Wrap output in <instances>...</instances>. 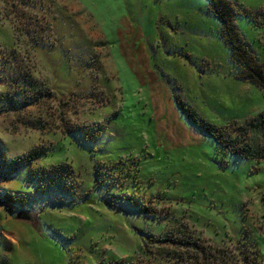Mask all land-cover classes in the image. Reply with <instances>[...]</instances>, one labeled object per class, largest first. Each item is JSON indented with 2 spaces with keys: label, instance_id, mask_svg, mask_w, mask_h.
Here are the masks:
<instances>
[{
  "label": "rangeland",
  "instance_id": "1",
  "mask_svg": "<svg viewBox=\"0 0 264 264\" xmlns=\"http://www.w3.org/2000/svg\"><path fill=\"white\" fill-rule=\"evenodd\" d=\"M232 1L264 67V0ZM209 7L0 0V264H185L188 241L197 264L224 248L264 264V159L177 106L216 126L264 110Z\"/></svg>",
  "mask_w": 264,
  "mask_h": 264
},
{
  "label": "trees",
  "instance_id": "2",
  "mask_svg": "<svg viewBox=\"0 0 264 264\" xmlns=\"http://www.w3.org/2000/svg\"><path fill=\"white\" fill-rule=\"evenodd\" d=\"M209 11L220 21V38L228 48L229 60L236 63L241 69L243 78L249 79L264 89V67L249 49L247 41L235 21V18L239 15H248L243 12L240 14L239 7L232 0H210ZM177 106L183 112L185 111L187 118L194 126L211 136L217 146L222 148L226 153L234 154L242 159L257 161L264 159V110L243 123L216 126L199 117L194 109L186 105L184 106L179 99ZM80 129L79 127H75L71 133L79 132ZM0 174H3L2 170ZM262 199L264 201V193L262 194ZM188 244L190 248L185 250H188L187 263L185 264H197L198 261L196 259L200 257L204 261L207 255L204 246L198 241H196V244L188 241L187 246ZM190 251H194L195 254L192 255ZM222 252L223 254L215 264L252 263L242 250H238V253H233L235 257L231 256L230 250H226L225 248L222 249ZM215 257L218 259L217 254Z\"/></svg>",
  "mask_w": 264,
  "mask_h": 264
},
{
  "label": "water",
  "instance_id": "3",
  "mask_svg": "<svg viewBox=\"0 0 264 264\" xmlns=\"http://www.w3.org/2000/svg\"><path fill=\"white\" fill-rule=\"evenodd\" d=\"M30 212L20 211L15 214V219L19 221L34 222L33 217Z\"/></svg>",
  "mask_w": 264,
  "mask_h": 264
}]
</instances>
